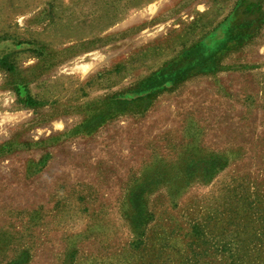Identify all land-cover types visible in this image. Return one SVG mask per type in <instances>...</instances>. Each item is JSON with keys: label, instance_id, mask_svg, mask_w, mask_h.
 I'll return each instance as SVG.
<instances>
[{"label": "rangeland", "instance_id": "obj_1", "mask_svg": "<svg viewBox=\"0 0 264 264\" xmlns=\"http://www.w3.org/2000/svg\"><path fill=\"white\" fill-rule=\"evenodd\" d=\"M262 11L0 0V264H264Z\"/></svg>", "mask_w": 264, "mask_h": 264}, {"label": "trees", "instance_id": "obj_2", "mask_svg": "<svg viewBox=\"0 0 264 264\" xmlns=\"http://www.w3.org/2000/svg\"><path fill=\"white\" fill-rule=\"evenodd\" d=\"M257 1H258V0H257ZM260 9H261V7H258V10H259V11H260ZM261 14H262V17L264 18V11H262L259 15H261ZM0 63H1L3 66L7 67L8 69H10V68L12 67L11 63L8 62V60H7L6 57H2V58L0 59ZM27 101H28L29 103H33V102H34V100H32L31 98H28Z\"/></svg>", "mask_w": 264, "mask_h": 264}]
</instances>
